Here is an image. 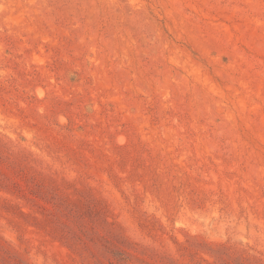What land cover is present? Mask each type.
I'll return each instance as SVG.
<instances>
[{
    "label": "rangeland",
    "instance_id": "1",
    "mask_svg": "<svg viewBox=\"0 0 264 264\" xmlns=\"http://www.w3.org/2000/svg\"><path fill=\"white\" fill-rule=\"evenodd\" d=\"M0 264H264V0H0Z\"/></svg>",
    "mask_w": 264,
    "mask_h": 264
}]
</instances>
